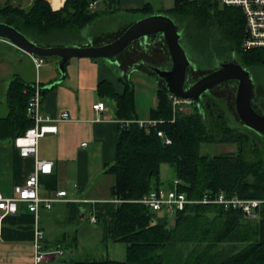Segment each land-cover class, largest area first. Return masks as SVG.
Returning a JSON list of instances; mask_svg holds the SVG:
<instances>
[{"label": "trees", "instance_id": "obj_1", "mask_svg": "<svg viewBox=\"0 0 264 264\" xmlns=\"http://www.w3.org/2000/svg\"><path fill=\"white\" fill-rule=\"evenodd\" d=\"M95 1L98 0H64L59 8L52 9L48 0H32L26 7L0 0V21L11 24L39 45H63L65 41L95 35L87 27L101 13L110 11L108 7L103 12L92 9L90 4ZM128 11L154 13L149 3ZM161 12L177 26L179 42L191 64L213 69L220 62L233 59L247 70L253 65L264 68V49L241 48L245 18L238 7L221 5L218 0H173ZM5 17L12 20L6 21ZM43 58L57 64V56ZM157 78V103L149 113L156 124L147 130L134 121L137 115L131 81L121 76L120 92L107 80L97 83L98 94L114 101L118 132L114 159L104 166V172L113 178L110 199L89 206L101 230V244L107 247L110 242L122 241L126 254L124 260L92 256L70 261L72 264H264V206L258 210V217L251 219L239 210L224 209L214 203H189L168 214L151 210L139 201L144 194L164 184L160 176L162 163L169 164L174 172L167 186L173 187V180H179L176 189L188 198L199 199L205 193L220 190L240 197L264 198V154L258 147L252 150L253 158L246 159L247 137L230 128L223 114H215L213 107L210 114L206 109L202 112L193 102L189 112L181 111L180 107L173 112L164 81ZM45 89L46 86H41V92ZM32 91L33 84L19 75L12 78L5 91L7 112L0 117V138L13 140L32 124L25 112ZM121 119L131 121L125 124L119 122ZM157 131L163 136L157 135ZM213 142H236L237 150L200 153L201 143Z\"/></svg>", "mask_w": 264, "mask_h": 264}, {"label": "crops", "instance_id": "obj_2", "mask_svg": "<svg viewBox=\"0 0 264 264\" xmlns=\"http://www.w3.org/2000/svg\"><path fill=\"white\" fill-rule=\"evenodd\" d=\"M13 4L26 7L32 0H11ZM52 9L59 8L64 0H48ZM165 0H113L109 3L98 0L90 6L103 12L106 7L112 13L103 16H120L121 20L131 22L129 9L140 8L149 3L156 12L171 5ZM173 3V1H172ZM140 13V12H138ZM111 31H116L119 21H111ZM123 21H121L122 24ZM107 32V31H105ZM109 32V30H108ZM96 36L80 40L72 45L95 43ZM59 58L57 59L58 63ZM150 69L136 67L124 69V61L113 59L71 57L65 63V75L60 78L57 64L53 60H44L35 67L30 54L0 38V117L7 112L4 96L12 78L19 75L24 81L38 82L46 89L41 92V110L52 118L61 111H67L69 117L57 120L56 131L47 132L38 139L36 156H20L10 138H0V193L11 196L13 187L21 184L34 168L35 159L52 162L49 174L39 176L40 196H49L54 190H67L68 200L56 201L51 208L40 207L36 214L28 211L19 203L15 213L0 218V264H72L71 258L80 245L93 248L96 242L101 244V230H96L93 242L84 240L87 233L83 221L89 220V204L110 199L111 175L104 172L106 163L115 156L118 121L115 116V104L107 96L98 94L96 87L101 80L109 81L120 92V77L133 84V103L137 118L147 120L152 107L156 106V87L159 79ZM102 101L104 107L97 110L92 107ZM82 142H85L82 144ZM89 214V215H88ZM37 218L43 230L44 250H61L62 253H49L34 261L33 223ZM83 220V221H82ZM88 227V226H87ZM98 240V241H97ZM84 257H92L84 254Z\"/></svg>", "mask_w": 264, "mask_h": 264}, {"label": "built area", "instance_id": "obj_3", "mask_svg": "<svg viewBox=\"0 0 264 264\" xmlns=\"http://www.w3.org/2000/svg\"><path fill=\"white\" fill-rule=\"evenodd\" d=\"M221 5H232L238 7L245 18V35L241 43L243 50L252 48L264 49V0H218ZM92 3L90 4V6ZM30 57L35 65L39 66L43 63L42 56L30 54ZM172 102L173 112L176 111L179 104L182 102H190L192 98H180L169 94ZM176 105V106H175ZM97 110H102L104 103L102 101L96 102L92 105ZM26 116L31 119L32 124L25 129V131L16 136L12 143L17 149L20 156H36L38 139L47 132L56 131L57 120L66 119L69 117L67 111H61L58 117L52 118L41 110V85L35 82L33 85L32 94L29 96L26 103ZM118 121V120H117ZM129 119L119 120L127 124ZM138 126L148 129L149 126L155 125L154 119H134ZM157 135L163 136L161 131H157ZM165 143H169L167 138H164ZM85 142H82L84 144ZM52 170V162L45 159H35L34 168L24 178L21 184L13 187V194L11 196H3L0 193V218L5 214L15 213L18 209L19 203H22L25 208L36 214L38 209L42 206L44 208H51L52 203L56 201L68 200L67 190L57 189L49 196H40L39 176L42 174H49ZM179 180H173V187H159L158 189L150 190L139 199L140 202L148 205L151 210H161L165 213H171L176 210H181L189 203H214L222 206L224 209H233L241 211L245 216L255 219L258 217V210L264 206V198H249L240 197L235 193L227 194L224 190L215 193H205L199 199L188 198L182 191L176 189ZM33 223V249L34 261L40 260L44 255L49 253L61 254V250H44L43 245V230L39 226L37 218L34 217ZM89 220L95 222L93 214L90 215Z\"/></svg>", "mask_w": 264, "mask_h": 264}, {"label": "water", "instance_id": "obj_4", "mask_svg": "<svg viewBox=\"0 0 264 264\" xmlns=\"http://www.w3.org/2000/svg\"><path fill=\"white\" fill-rule=\"evenodd\" d=\"M161 34L171 58L167 69L149 64L151 69L165 84L169 94L192 98L196 105L201 102L200 94L215 85L237 80L234 108L240 121L258 134L264 135V114L257 112L251 103L252 78L250 72L233 59L223 61L209 72L203 74L190 85L185 86L186 69L191 61L179 42L180 33L171 17L164 13H153L130 23L114 39L103 43L86 45H39L29 40L23 33L9 23L0 21V38L6 39L24 52L42 57L57 56L60 78L65 75V63L71 57H90L113 59L133 40L155 38Z\"/></svg>", "mask_w": 264, "mask_h": 264}, {"label": "rangeland", "instance_id": "obj_5", "mask_svg": "<svg viewBox=\"0 0 264 264\" xmlns=\"http://www.w3.org/2000/svg\"><path fill=\"white\" fill-rule=\"evenodd\" d=\"M165 1H168L167 5L169 6L172 4L173 0H165ZM156 11L157 10L155 9L154 13H160ZM144 16L146 15H144L141 12L140 13L137 12L135 14H132L131 19L135 21ZM4 19H6V21L12 20L10 17H5ZM111 21H114L113 22L114 24L115 22L119 21L118 22L119 27L116 29V31L110 30L112 24ZM121 21H123L122 24ZM126 24L127 22L124 21V19L121 20L120 16H115L113 19H110V16H103L101 19H99L98 21H94L89 27H87V30L92 34L95 33L96 35H98L95 44L103 43L110 41L114 39L116 36H118L121 33V31L124 29V26ZM140 39H143V42L146 45L145 47H142V44L140 43ZM140 39L131 41L123 51H121L118 55H116L117 58L124 61V69H128L129 66H132L133 62L141 58L145 59L148 63L152 65L159 66V68L161 69H167L170 67L171 58L167 50L165 41L161 34H157L155 38H149L148 40H146V42L144 38H140ZM72 43H80V41H76V40L65 41L63 45H72ZM134 67L142 70H148V67L140 62L135 63ZM210 70L212 69L208 67H202L191 64L186 69V84L195 81L200 76L209 72ZM249 72L252 78V92H251L252 106L255 108L257 112L264 114V68L261 67L260 65L259 66L253 65L249 67ZM236 84H237V80L235 79L223 81L215 85L211 89H209L206 96H211L214 99H216L217 102H219L215 105L216 107L219 106L223 107V111L221 113L224 116V120L226 121V124L229 125L230 128L236 130L237 132L242 133L247 137V141L244 144L245 157L246 159H252L253 158L252 150L255 146L258 147L259 151L264 154V135L258 134L256 132L254 133L251 130H249L246 126H244V124H242L238 115L236 114L234 108V95H235ZM193 102L194 101L192 100L190 102L180 103L179 107L181 108V111L189 112L194 105ZM199 150L200 153L210 154V155L226 153L230 151L236 152L237 143L236 142L201 143ZM160 176L164 183L162 186L168 187L167 186L168 182L171 181V179L174 176L172 167L167 163H162L160 166ZM168 214H174V211ZM171 216L172 215H170V218ZM83 223L86 225L84 229L87 232L84 236V240L92 243L93 238L95 237L96 234V230L99 231L100 229L97 227L96 224L88 223L87 220L83 221ZM93 246H94L93 248L91 247L86 248L84 245H80L78 251L72 258L76 260L85 259L84 254L87 253L90 256H94L96 258L110 257L115 260L125 259L126 250H125V244L122 241L110 242L106 245L107 247L100 245L99 242H96V244H94Z\"/></svg>", "mask_w": 264, "mask_h": 264}, {"label": "flooded vegetation", "instance_id": "obj_6", "mask_svg": "<svg viewBox=\"0 0 264 264\" xmlns=\"http://www.w3.org/2000/svg\"><path fill=\"white\" fill-rule=\"evenodd\" d=\"M146 42V41H145ZM140 43L142 44V47H145L146 45H145V43L143 42V39H140ZM137 62H140V63H142V64H144L145 66H147L148 67V65L150 64V63H148L145 59H143V58H141V59H139V60H137V61H135V62H133V64H132V67L134 66V64L135 63H137ZM190 66V65H189ZM131 67V66H130ZM149 69V68H148ZM151 70V69H150ZM152 71V70H151ZM249 71V70H248ZM193 82V81H192ZM191 82V83H192ZM191 83H187L186 84V76H185V80H184V85L185 86H188V85H190ZM208 91L209 90H206V91H203L201 94H200V99H201V102H200V104L199 105H197V107L203 112V110L204 109H206L210 114H213V112H212V108L211 107H213L214 108V113L215 114H217V115H222V111H223V107H221V106H219V107H216L215 105L217 104V103H219V102H217V100L216 99H214L213 97H211V96H206L207 95V93H208ZM243 124V123H242ZM245 126V125H244Z\"/></svg>", "mask_w": 264, "mask_h": 264}]
</instances>
